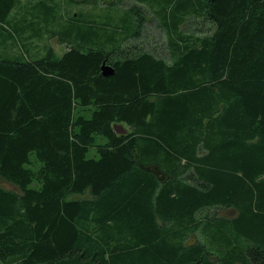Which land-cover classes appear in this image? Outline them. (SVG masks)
<instances>
[{
	"label": "trees",
	"instance_id": "16d2710c",
	"mask_svg": "<svg viewBox=\"0 0 264 264\" xmlns=\"http://www.w3.org/2000/svg\"><path fill=\"white\" fill-rule=\"evenodd\" d=\"M0 264H264V0H0Z\"/></svg>",
	"mask_w": 264,
	"mask_h": 264
},
{
	"label": "rangeland",
	"instance_id": "374dc122",
	"mask_svg": "<svg viewBox=\"0 0 264 264\" xmlns=\"http://www.w3.org/2000/svg\"><path fill=\"white\" fill-rule=\"evenodd\" d=\"M61 1V0H60ZM78 11V9H76L75 7L72 8V12H76ZM147 20H148V25L147 28L149 29V37H148V46L147 47L149 50H154L155 52H162V47H164V44H160L159 42H156V39L160 38V31L156 28L155 26V22L152 19V16L147 15ZM191 28H189L191 31L195 32V33H205L207 32V28L205 26H203V24L200 23V21H194V24L190 23ZM163 36V34H162ZM48 45L52 46L53 49L55 50L56 54L58 57L63 56V54L66 52L67 48L65 46H61L57 43V41L51 40L47 42ZM42 44H40L39 47H41ZM124 130H127L128 127L125 125H121ZM2 185L6 188L12 189V190H18L17 188H15L14 186L8 184V183H2ZM79 198H83L81 196H74L73 199H79ZM219 216L222 217H234L236 216V211L235 210H221L218 212Z\"/></svg>",
	"mask_w": 264,
	"mask_h": 264
},
{
	"label": "water",
	"instance_id": "95a60500",
	"mask_svg": "<svg viewBox=\"0 0 264 264\" xmlns=\"http://www.w3.org/2000/svg\"><path fill=\"white\" fill-rule=\"evenodd\" d=\"M102 70H103V75L105 77H110L114 74L113 69L110 66H107L106 64L103 65ZM114 130L117 134H124L126 132V130H124V128L120 125H116L114 127Z\"/></svg>",
	"mask_w": 264,
	"mask_h": 264
}]
</instances>
